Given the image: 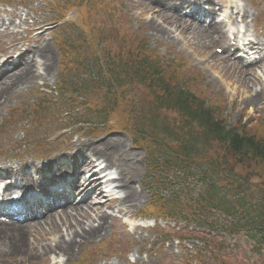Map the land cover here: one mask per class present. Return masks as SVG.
<instances>
[{"label": "rangeland", "instance_id": "rangeland-1", "mask_svg": "<svg viewBox=\"0 0 264 264\" xmlns=\"http://www.w3.org/2000/svg\"><path fill=\"white\" fill-rule=\"evenodd\" d=\"M69 1L78 3V0ZM1 3L0 21L6 22V26L2 30L7 29L8 35H0V52L5 53L4 47L11 48L9 46L14 44H21V48L24 47L23 51L32 52L35 50L29 49V46L37 49L43 45V47L49 48L45 55L49 57L51 62L48 64L49 70L45 71L46 75L43 73L45 66L39 67L37 65V72L40 76L28 88L18 91V95L11 96L7 104L0 108V163H37V156L48 157L65 149L70 143L69 152L79 156L80 153L77 149L79 146L101 144L111 138L120 139L126 146V153L108 163L122 165L124 172L122 177L123 179H131V185L139 195V199L136 203L132 201L126 207H123L121 201H119L116 203L117 208L114 211L123 210L120 214L129 216L131 220L135 219L132 221L133 224L141 221L136 220L138 219V213L151 202L146 185L152 187L151 179L154 178L147 177L146 164L148 156L140 147H134L130 139L122 133H113L116 132L115 130L99 135L84 131V128L79 125L78 116H76L81 104H87L88 113L90 114L84 115L85 117H82V119L91 123L99 122L92 116V107L96 103L103 105L107 102V97H105L100 85L102 82H109L105 72L106 67H108L109 62L113 61L117 51L123 47L124 38L119 37H125L124 35L132 41H146L147 45H144L148 52L156 53L160 58L169 61L175 59L173 66L182 64L185 69L183 73L191 74L190 78L194 79L198 83L197 85H201L206 89L203 94L210 103L207 104H213L219 115L229 126L243 120L244 123L253 121L254 124L257 123L264 127V95L258 100L256 96L261 90L264 94V88L261 87V83L264 81L262 75L264 63L263 67L260 65L252 71L241 69L240 64L233 61V58L230 61L227 58L232 68L231 70H225L224 66L214 62L211 54L204 53V48H197L196 41L188 36L173 33L174 40H159L158 37L152 36L148 22L153 19V22L157 20L158 25L164 26L166 24L163 23L164 25H162L161 21L154 15L142 14L143 7L140 4H145V1L104 0L103 6L100 7L96 3H89L85 0L84 3L88 7L87 12H90L85 30L79 26L67 24L56 27L55 25L61 20L62 15L56 13L55 6L49 0H4ZM248 3L245 4V7L250 12V19L253 18L252 16L257 17L258 14H261L258 17V23L263 26L264 0H248ZM18 4L24 5V7H20ZM129 18L130 24L127 21ZM71 19H76L75 13L71 14ZM9 22H13V25H9ZM33 25L41 29L30 35L28 30H32ZM139 27L145 29L143 30L145 35L136 33ZM125 31L128 32L125 34ZM14 32L20 34L11 35ZM42 32L41 38L38 39V35ZM57 37L64 39L71 56H77V58L80 57L83 60L82 67H78V70L76 68L70 71L67 67L64 69L65 72H68L67 78L71 79V82L67 83L69 89L76 91L70 96L56 89L58 78L61 71L63 73L65 65V63L63 64V54ZM220 50H217L216 46L212 54L223 57L218 53ZM5 56H9L8 53H5ZM96 58L100 60L98 64L95 62ZM228 73H232L239 79H233ZM256 79L260 81L257 82ZM80 85H86V90L78 88ZM122 90L124 92L114 99L117 107L110 117L111 125L115 128L119 126L120 121L126 122L127 120L131 122L132 119L134 120L128 100L133 98V101H136L143 93V88L136 86L132 88L124 87ZM54 98H57V101H54ZM77 105H79L78 109L75 108ZM13 111L17 113L16 116L13 121L8 120V115L12 114ZM119 114L121 116L124 114L126 119L120 117ZM35 118L39 119L38 122ZM31 123H34V129L27 126ZM25 126L27 127L25 128ZM129 126L131 125L129 124ZM97 130L100 131L98 128ZM42 143L46 144L48 148L43 147ZM40 147L44 149L42 150ZM2 153L4 156H1ZM101 163L102 167L108 166L104 161ZM110 167L113 169V173H118L114 166ZM199 173L197 171L198 175ZM171 176L172 173H170ZM260 180L258 182L263 184L264 177ZM175 182L173 185L181 188V183H178V180H175ZM189 184L190 187L185 185L184 189L181 188L178 192L180 194L179 200L169 206L175 213L182 211V215L188 217L189 214H192L188 208L193 203L192 198H195L200 190L199 178L191 180ZM253 190H256V195L261 193L258 188H253ZM163 193L166 195V199L173 196L166 192ZM97 205L100 204L97 203ZM100 209L106 214L113 211L103 207ZM56 212L52 211L51 214ZM188 217L186 218L189 220ZM89 219H94L93 215ZM40 221H43V219ZM180 222V224L169 223L165 228H162L195 227V225L193 226L184 221ZM83 223L86 226L90 224L98 226L93 220ZM158 226L154 225V228L135 226L133 229H127L119 221L114 222L108 219L106 232L102 237L77 246L75 251V247L70 248L67 254H72L71 256L59 258L62 259V264H200V262L197 263L195 258L198 246L194 248L192 244L185 245L181 242L178 244L175 241L163 243L164 245H162L163 237L156 229ZM199 229L197 232L207 233L204 229ZM127 234L133 238V241H129ZM54 236L59 237V235ZM243 236L241 234L237 238L241 245L238 249L233 247L235 243L233 238L226 236L225 241L230 242L226 246L229 247L221 253L223 262L216 261L215 264H264V250L261 248V252L256 251L255 244L245 236V238H242ZM213 239L217 242L219 237H213ZM29 240L26 238L28 245L31 241ZM50 245L53 246L54 244L51 243ZM29 246L31 247V245ZM126 254L131 255L126 258ZM216 254L220 253L213 248L208 249L204 253L202 264H212ZM33 264H46L45 258L42 257Z\"/></svg>", "mask_w": 264, "mask_h": 264}, {"label": "trees", "instance_id": "trees-1", "mask_svg": "<svg viewBox=\"0 0 264 264\" xmlns=\"http://www.w3.org/2000/svg\"><path fill=\"white\" fill-rule=\"evenodd\" d=\"M122 38L123 47L113 61L109 59L112 62L105 72L120 94L127 85L143 88L136 105L129 103L134 120L118 125L122 129L131 127L136 144L137 137L144 141L143 147L149 145V172L165 171L169 165H164L165 158L173 157L178 164L170 166L182 173V178L176 177L182 189L199 178L200 190L188 207L190 222L234 237L244 234L264 246V183L258 182L264 177V127L243 120L229 126L215 106L207 104L203 94L206 89L183 73V66L164 62L136 41ZM95 61L98 64L100 60ZM110 110L113 112V108ZM109 114L107 108L99 112L103 120ZM160 183L167 188L166 182ZM253 188L259 189V197H254ZM160 201L164 215L180 217L170 209L171 202ZM216 246L224 248L225 243L220 241Z\"/></svg>", "mask_w": 264, "mask_h": 264}, {"label": "bare ground", "instance_id": "bare-ground-1", "mask_svg": "<svg viewBox=\"0 0 264 264\" xmlns=\"http://www.w3.org/2000/svg\"><path fill=\"white\" fill-rule=\"evenodd\" d=\"M138 1L146 2L145 4H140V6L143 7L142 14L154 15L159 21H161L162 25H164L163 23L166 24L164 26L158 25L157 20L153 22V19L148 22L152 36L158 37L159 40L170 39L173 33H178L180 36H188L190 39L196 41L197 48H204L205 54H211V58L214 59V62L224 66L225 70H231L232 67L229 65V61L231 60V57H233V54H231L230 50H225L228 46V39L222 28L224 25L223 23H215L217 20L214 19L213 22L215 24L212 23L203 27L199 25L196 26L190 19H187L184 16L190 15L189 11L192 6L191 4H188L190 6H187L186 0ZM210 1L213 2L214 0ZM196 4H198V8L203 7L199 0H196ZM235 9L238 11V14H242L243 23L250 18L249 12L245 9ZM210 15H215V11H211ZM227 19L232 24H235L237 21V17L234 13L228 15ZM4 26L5 23L0 21V28H3ZM254 39L255 41L249 42L250 46H264V41L260 37H254ZM216 46L217 50L221 49L218 53L223 57L212 54V51ZM4 49L7 50L9 58L4 62H0V70L4 68L6 70L5 73L0 75V108L7 104L11 96L18 95V91L28 88L35 79L40 76L37 72V65L39 67L45 66L43 73L46 75L45 71L49 70L48 64L51 62L49 57L45 55V52L49 48L43 47V45L37 49L29 46V49L35 50L33 52L26 50L23 51L24 47L18 48L16 46L11 48L6 47ZM30 55L31 58L28 59L30 61L26 60ZM227 58H229V61ZM41 61L42 63H40ZM10 66L14 68L9 71L7 67ZM240 67L241 69L253 71L252 68H245L241 61ZM228 75L235 80L239 79V77L234 76L232 73H228ZM262 75L264 76V70H262ZM255 76L256 74L254 77ZM256 81L258 82L260 80L256 79ZM261 87L262 89L264 88V81L261 83ZM262 91L263 90L256 95L258 97L257 100L263 97L264 94ZM4 99H6V101H4ZM249 101L254 103L251 100ZM77 149L82 158V164H76L75 156L73 158V164L69 167L62 168L60 173H74L78 176V180L80 181L82 179L84 181L83 184L87 186L92 182V185L94 186L92 189V192L94 193L93 197L101 199L102 203L100 205L87 202L72 204L74 202L72 201L65 204H72L69 205L67 209L58 211L54 214H49L43 217V221L32 220L33 223L28 224H19L21 222H0V264H33L35 261H38L44 255L49 253L57 254L61 257H69L72 255L67 254L70 248L72 249L75 247V251L77 246L83 245L90 240L100 238L106 232L108 215L106 214L105 216L100 209L107 204L106 201L103 203L105 197L103 184L101 182L103 178L93 174L91 178L85 182L82 177L85 172L92 171L96 163L100 160L106 162L108 166L116 167L119 173H124L122 165L120 166L119 164H111L108 162L120 155H124L126 153V146L122 140L111 138L101 144H86V146L82 145L77 147ZM29 167L33 168L35 172L39 174L45 169L44 165L40 167L29 162L21 163L19 165H0V168L13 172L15 174V179L18 180L22 186L26 187L30 185L38 187L40 184L39 180H36L33 175L24 174V169ZM53 176L49 177L48 180L51 181ZM116 184L117 186L115 187V190H122L124 194V199L122 201L123 205L128 206L132 201L135 203L138 201L139 195L134 191L131 185V179L127 178L123 182L117 181ZM92 215L94 219H89ZM88 220H93L98 226H93V224L86 226L83 222H89ZM54 235H59V237L57 238ZM26 238L31 240H29V245H31V247L27 244ZM51 243L54 245H50Z\"/></svg>", "mask_w": 264, "mask_h": 264}]
</instances>
